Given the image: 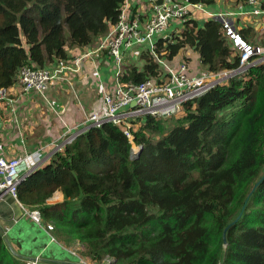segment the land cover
Returning a JSON list of instances; mask_svg holds the SVG:
<instances>
[{"label": "trees", "instance_id": "obj_1", "mask_svg": "<svg viewBox=\"0 0 264 264\" xmlns=\"http://www.w3.org/2000/svg\"><path fill=\"white\" fill-rule=\"evenodd\" d=\"M125 3L0 0V89L18 84L25 66L69 60L98 41ZM184 22L158 51L172 59L193 50L211 72L239 66L219 22L199 10ZM142 58L143 71L123 81L157 76L152 56ZM134 141L135 152L114 124L91 128L22 180L19 202L39 209L68 246L83 243L93 264H264V63L188 103L171 129L147 119ZM57 191L64 201L49 205ZM0 264H23L1 234Z\"/></svg>", "mask_w": 264, "mask_h": 264}, {"label": "built area", "instance_id": "obj_2", "mask_svg": "<svg viewBox=\"0 0 264 264\" xmlns=\"http://www.w3.org/2000/svg\"><path fill=\"white\" fill-rule=\"evenodd\" d=\"M126 0L122 6L118 23L110 27L107 35L95 44L85 47V51L73 59L56 60L44 68L33 65L25 66L19 72L18 83L26 98L39 99L51 110L62 133L54 137L51 143L52 155L65 149L75 139L94 127L110 123L119 127L130 140L133 149L138 150L134 141V132L147 119L166 120L184 114L185 106L200 98L218 85L228 84L236 77L246 76L248 71L264 63V46L248 42L242 34L245 30L240 21L246 24L248 17L264 16L263 0H249L238 3V10L233 13L209 12L202 4H192L183 0ZM259 5L258 8L256 6ZM252 7L245 10V7ZM199 10L208 14L211 19L221 23L227 41L235 55L239 57L237 68L211 72L209 70H191L187 56L177 55L169 58V51H158L160 40L173 44L175 33H181L182 26L188 17ZM192 17L190 18V20ZM172 26H176L171 30ZM183 33V32H182ZM152 56L157 65V76H151L141 84L123 81L134 67L143 71L146 63L143 55ZM137 58V60H136ZM94 65L93 79L88 85L97 90L99 107L89 113L85 111L81 121L73 125L72 109L61 106L53 99V88L60 83L74 81L83 73L86 63ZM110 62L111 77L103 79L101 67ZM11 88L0 89V103H14L11 99ZM40 153V152H39ZM26 153L16 157L0 156V201L12 197L24 210L34 224L51 233L56 227L42 217L39 209H27L18 200V186L22 180L39 167L38 155ZM51 155V156H52ZM9 229L2 230L4 239ZM84 245L77 241L68 251L78 259L79 264H93L83 252ZM40 259L26 260L23 264H39ZM107 258L103 264H112Z\"/></svg>", "mask_w": 264, "mask_h": 264}, {"label": "crops", "instance_id": "obj_3", "mask_svg": "<svg viewBox=\"0 0 264 264\" xmlns=\"http://www.w3.org/2000/svg\"><path fill=\"white\" fill-rule=\"evenodd\" d=\"M223 2L225 3V1L218 0L216 6L206 9L211 13H217L221 9V11L227 10L222 8L224 6ZM251 9L252 7H245V10L249 11ZM232 10L237 11L238 6ZM207 16L209 15L200 12L202 19ZM240 24L245 27V30H249L253 26L256 31L264 33V16L248 17L246 24L242 21H240ZM247 40L251 41L250 36L247 37ZM260 45L264 46V42ZM75 51L80 50H74L73 55ZM186 52L183 54H186ZM183 54L180 55L184 56ZM186 56L190 58V68L193 73L199 70L200 65L203 67L201 70L207 69L201 63L197 52L191 50ZM93 71L94 65L89 61L85 64L83 73L77 75L74 81L60 83L53 88V99L57 100L61 106L68 105L72 109L73 113L70 118L73 119V125H76L77 121H81L77 117L82 118L85 111L89 113L94 108L95 101L91 99L92 97H88L91 94L88 83L93 79ZM69 85H76V88L70 90ZM10 97L14 99V103H0V156L11 158L26 153H37L39 167L47 164L53 152L50 145L55 141V138L53 135L48 134L46 127L55 122L53 113L42 105L41 100L26 98L19 83L12 87ZM63 201L64 195L62 192L57 191L47 203L55 205ZM11 209L14 212L13 217L3 218L0 216L3 219L0 220V231L9 229V237L5 239V242L7 245L9 244L8 246L16 254L18 260L23 263L26 260L39 258V264H79L78 259L68 251L74 244L68 246L62 240L56 226L55 231L52 233L55 239L53 241L51 233L44 228H40L25 216L24 210L19 207L18 203H13Z\"/></svg>", "mask_w": 264, "mask_h": 264}, {"label": "rangeland", "instance_id": "obj_4", "mask_svg": "<svg viewBox=\"0 0 264 264\" xmlns=\"http://www.w3.org/2000/svg\"><path fill=\"white\" fill-rule=\"evenodd\" d=\"M221 1H225V3L223 2L224 6L222 8H226L227 10H224V11H221V12H228V13H233L235 12V10H232L234 9V7L238 6V3L239 2H246L248 3L249 0H245V1H237V0H221ZM264 2V0H263ZM259 5L256 6V8H258ZM242 25V24H240ZM176 27V26H172L171 27V30ZM249 32H250V38H251V41H248L247 38L246 40L248 42H250L251 44H254V45H260L264 42V33L263 32H258L255 30V27L251 26L249 28ZM107 35V33L105 35H103L99 40H102L105 36ZM98 40V41H99ZM98 41H96L95 43H97ZM93 43V44H95ZM76 50H80V51H75V54H71V59H73V57L75 58L77 55H79L80 53H82L85 49H76ZM193 55H195L194 53H192ZM137 60V58H136ZM192 64V63H191ZM51 65V64H50ZM111 66H110V62L108 64H105L104 66L101 67V74L104 76L103 79H110L111 77V74H112V71H111ZM203 67L200 65V68L199 70H201ZM75 89L76 88V85H73V86H70L69 85V89L72 90V89ZM91 88V94L88 95V97H92L91 99L95 101V104H94V109H97L99 107V100H97L98 98V93H97V90L93 87H90ZM184 114H182L181 116H183ZM181 116H178V117H175V118H171V119H166L164 120L165 123H166V127L168 129H171L174 124L176 123L177 119ZM52 118L53 115H51ZM55 119V118H54ZM47 130H48V134L49 135H53V137H58L61 135L62 131L61 129H59V125L58 123L55 122L54 123H51L49 124L47 127ZM15 203V200H13L12 197H6V199L4 201H0V216L3 217V218H11L13 217L14 215V212L13 210L11 209L12 207V204ZM19 205V204H18ZM20 207V206H19ZM0 220L2 221L3 219L0 218ZM9 237V234L7 236V238ZM8 248L10 249V247L8 246ZM225 248H226V245H225ZM12 253V252H11ZM13 255V253H12Z\"/></svg>", "mask_w": 264, "mask_h": 264}, {"label": "water", "instance_id": "obj_5", "mask_svg": "<svg viewBox=\"0 0 264 264\" xmlns=\"http://www.w3.org/2000/svg\"><path fill=\"white\" fill-rule=\"evenodd\" d=\"M162 3H163V0H158V1H157V4H158V5H161ZM240 216H241V215H240ZM240 216L238 217L237 220H239ZM237 220H236V221H237ZM236 221H234L231 225H229V226L227 227V229L225 230V233H224L225 237H226V232H227L228 228L231 227L233 224H235ZM0 229H1V228H0ZM1 233H2V231H0V234H1ZM225 242H226V239H225ZM8 245H9V244H8ZM9 247H10V246H9ZM10 250H11V248H10ZM11 252L13 253L12 250H11ZM13 255L16 256V254H14V253H13ZM16 257H17V256H16Z\"/></svg>", "mask_w": 264, "mask_h": 264}, {"label": "clouds", "instance_id": "obj_6", "mask_svg": "<svg viewBox=\"0 0 264 264\" xmlns=\"http://www.w3.org/2000/svg\"><path fill=\"white\" fill-rule=\"evenodd\" d=\"M220 24H221V23H220ZM243 31H244V30H243ZM135 151H138V150H134V152H135ZM41 166H42V165H41ZM77 241H78V240H77ZM77 241H76V242H77ZM76 242H75V243H76ZM75 243H74V245H75ZM82 244H83V243H82ZM83 245H84V244H83Z\"/></svg>", "mask_w": 264, "mask_h": 264}]
</instances>
